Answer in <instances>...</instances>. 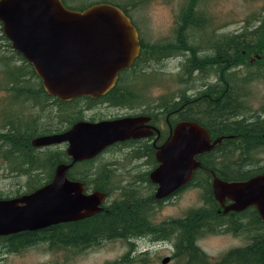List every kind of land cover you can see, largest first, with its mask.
<instances>
[{
  "label": "water",
  "instance_id": "95a60500",
  "mask_svg": "<svg viewBox=\"0 0 264 264\" xmlns=\"http://www.w3.org/2000/svg\"><path fill=\"white\" fill-rule=\"evenodd\" d=\"M0 25L11 49L32 67L45 94L60 102L103 97L140 51L138 31L128 15L109 3L73 10L61 0H0ZM146 121L140 117L79 122L63 133L32 139L35 148L66 143L71 162L57 165L52 180L36 190L0 199V238L78 222L102 212L106 194L87 193L66 172L115 142L144 136L141 131ZM223 139H210L207 130L194 121L178 123L155 154L158 167L150 175L157 185L155 199L170 197L190 182L200 167L196 157ZM212 175L213 198L223 213L254 208L264 223V173L234 181ZM169 261L170 257H164L161 263Z\"/></svg>",
  "mask_w": 264,
  "mask_h": 264
},
{
  "label": "trees",
  "instance_id": "16d2710c",
  "mask_svg": "<svg viewBox=\"0 0 264 264\" xmlns=\"http://www.w3.org/2000/svg\"><path fill=\"white\" fill-rule=\"evenodd\" d=\"M61 1L69 9L83 10L86 8L74 9L69 7L65 0ZM197 1L198 0H187L188 7L182 9L181 17L179 18L181 24L176 29L174 43H170L161 49L162 51H173V53H157L159 50L157 51V49L153 47L142 45L143 50L139 54L135 65L145 64L151 60L160 62L159 60L162 58L177 57L180 56L179 54L184 52L187 53L182 55L185 58L183 62H181L183 73L176 79V82L179 84L185 83L186 88H184V90L190 85H193L195 81L194 77L202 71L201 67L204 66V64L218 62L219 59L223 60L224 64L228 66L237 64L256 66L254 70H248V74L251 75L250 77L242 78L243 86L248 84L244 83V81L252 83L255 80H264V68H261L264 66V14L257 19L259 26L254 30H249V26H246L243 28L241 34L218 37L217 39L213 38L207 46H205L206 48L202 50L201 46L188 43L190 40L188 37L189 30H204L206 27L203 17L199 14V10H197ZM95 3L99 2H94L92 4ZM112 5L120 7L127 14L124 7L117 4ZM83 6L85 5H82V7ZM261 32H263V34ZM258 33H260L259 37L262 44L256 47L262 46L263 54L259 55L260 59H255L254 64L245 63L244 60L247 54L252 53L255 47L250 42H248L249 44L245 43L244 37L248 34ZM1 40L6 39L0 25V41ZM7 46L10 47L9 44ZM205 51H209L211 54L206 58H201L199 55ZM31 79L33 82L36 81L37 86H28V88H26L25 84L28 85ZM38 81L39 79L34 74L32 67L28 65L19 54L10 50V55L6 56L0 50V89L10 92L12 99L22 102L39 99V103H42L43 99L41 97L47 95L42 90L41 84ZM120 90L123 96L129 98L130 101L133 102L134 98L131 95L125 94L122 88H120ZM184 90H181L179 94H177V97L171 101L164 103L161 101L163 109L169 111V109H175L176 106L179 108L190 101V99L185 97ZM114 93L115 89L103 99H110L111 96H114ZM201 96L202 92H199L196 96L200 98L194 103L193 115L187 114L186 107L184 108L185 111L183 115L185 119L198 123L214 136L234 135L236 139L242 137L241 140L224 141L211 153L205 154L201 158L203 167L215 172L225 181L246 180L255 175L263 174L264 167L252 169L249 164H244V162H247V159H243L255 154L262 148L264 151V138L261 137L264 135V119L260 120L259 117H257L254 123L246 125L238 120L240 117L250 112L245 100L248 95L238 92L234 96L230 90H227L220 103H209V117L206 116L205 103ZM55 102L58 104L56 99ZM260 114H264V109ZM58 117V111H56V113L54 110L49 111L48 133L54 134L69 125L81 121L80 117H69L65 120L59 119L58 123L54 122V119H58ZM37 129L35 125L29 128L27 123L23 126L20 125L17 128H13L10 116L7 117L6 122L0 128L2 132L0 134V150H4L2 154L3 158L11 165L10 168H12V171H14L15 164L17 163L19 168L27 165L36 170H38L39 167L45 166L47 167L46 173L48 177H52L55 165L64 163L65 160H68L67 155L64 151H44L43 153L30 149V147H32L30 145V147H24V145L28 144L27 140L36 138ZM253 138H256V142L252 140ZM235 155H237L238 159L231 161L232 157ZM18 167L17 171L19 172ZM22 170L24 171V169ZM206 176L207 174L205 172L198 171L194 177V182L197 181L198 185H202L204 206L200 209L190 211L182 220H172L164 223L163 225L167 227L169 234H164L161 237L160 235L156 236V232L153 230L150 231L149 228L143 229V220L149 216L148 212L144 211L148 206L134 195H131V197H125L123 195L117 204L91 218L66 225L61 224L52 226L38 232H23L10 237H2L0 240H8L6 243L8 248L12 250L30 247L41 242L48 243L49 247L55 250L61 248H72L76 250L90 245H99L103 241L116 239L131 240L140 236L150 238L151 234H153L154 237L150 240L151 242L155 240L165 242L174 236L176 238L175 247L179 252H182V256L187 258L186 264H206L204 256L196 247V242L210 235L227 233V230H222L218 227L213 228L212 222L219 221L220 223L221 221H229V219L223 218L216 213V201L213 199L210 187L207 185ZM79 178L85 179L84 177ZM43 185V183L36 182L35 185L24 194H28ZM84 188L92 192H96L97 189H102V191L113 190L111 184L107 185L103 182L85 183ZM244 215H246L248 219H242V222L238 220L235 222L233 219L230 220L233 224L241 226L242 230H240V232L242 234L248 233V244L242 248L229 251L219 264H264V223L261 222L254 208L248 209ZM246 222L248 223L245 224ZM158 232L160 233V231ZM133 262L137 264H149L147 263L148 261H134V259L128 255L123 258V264H131Z\"/></svg>",
  "mask_w": 264,
  "mask_h": 264
},
{
  "label": "rangeland",
  "instance_id": "374dc122",
  "mask_svg": "<svg viewBox=\"0 0 264 264\" xmlns=\"http://www.w3.org/2000/svg\"><path fill=\"white\" fill-rule=\"evenodd\" d=\"M65 2L74 9L87 7L94 2L117 4L124 7L138 30L143 46L159 50L157 53H173V51H162L161 49L170 43H174L176 29L181 24L179 18L182 9L188 7L187 0H65ZM82 5L85 6L82 7ZM196 7L203 17L206 27L204 30H189L188 37L190 40L188 43L199 45L202 50L213 38L241 34L246 26H249V30H254L259 26L257 19L264 14V0H198ZM261 33L263 34V32ZM259 35L260 33L248 34L244 37L245 43L249 44L248 42H250L255 47L252 53L247 54L244 60L245 63L254 64L255 59H260L259 55L263 54L262 46L256 47L262 44ZM8 44L10 45L7 39L0 41V50L6 56H9L10 50H12L11 47L7 46ZM183 54L187 53L184 52L177 57H165L159 60L160 62L151 60L148 63L139 64L142 67L140 66L141 69L137 70L135 75L137 83L129 87H134L138 91L137 94L142 96L141 101L143 104L155 105L156 99L160 103L161 101L162 103L171 101L177 97L181 90L183 91L186 88L185 83L179 84L176 82L181 74V62L185 59L182 56ZM210 54L209 51H205L199 56L206 58ZM255 68L256 66L240 69L241 78L248 73V70H254ZM261 68H264V66ZM195 77L196 80L193 85L184 90L185 97L188 99L202 89L201 78L199 76ZM30 81L28 85L25 84L26 88L37 86L36 81L33 82L32 79ZM243 91L248 95L247 107L250 113L257 115L260 120L264 119V114H260L264 109V80H255L244 87ZM28 107L26 101H15L12 99L10 92L0 89V128L6 122L7 116L14 117L18 111L24 115L32 114L31 111H27ZM119 112H124V110ZM119 112L110 109L90 115L106 116L114 113L117 115ZM30 124L35 125L36 122ZM38 127L40 131L44 129L41 117L39 123H37ZM252 140L256 142V138ZM3 151V149L0 150V198H14L27 192L36 182L28 181L23 177L19 179L12 176L10 173L11 165L3 158ZM112 158L121 159L122 156L118 153L115 155L108 153L107 160ZM237 159L238 157L235 155L231 161ZM243 159H247L244 164H249L252 169L264 167L263 148ZM113 182L117 181L114 180ZM115 184L113 183V185ZM195 186L196 184L192 190L179 193L167 202L157 206L156 211L148 216L150 222L160 224V233L159 230L152 229L156 232V236L160 235L161 237L164 234H169V230L163 225L164 223L172 220H182L190 211L204 206L200 190ZM138 196L143 197V194L138 193ZM239 232L228 231L225 232L226 234L210 235L199 239L196 242V247L204 256L206 264H219L229 251L247 245L249 242L248 233L242 234ZM153 237L154 235L151 234L150 238L135 237L131 240L103 241L99 245H90L76 250L72 248L51 249L46 242L12 250L8 248L6 243L8 240H0V264H123V258L128 253H130L128 256H131L134 261H148L149 264H162L161 261L164 257L172 259L168 264L187 263V258L182 256V252H179L175 247L176 238L174 236L165 242L161 240L150 242ZM131 264L137 263L133 262Z\"/></svg>",
  "mask_w": 264,
  "mask_h": 264
},
{
  "label": "flooded vegetation",
  "instance_id": "af4514ba",
  "mask_svg": "<svg viewBox=\"0 0 264 264\" xmlns=\"http://www.w3.org/2000/svg\"><path fill=\"white\" fill-rule=\"evenodd\" d=\"M131 23L134 26L132 21ZM138 40L140 46V51H139L140 54L141 51L143 50L142 49L143 44L139 37V33H138ZM137 59L130 67L125 68L118 73V78L116 80L115 87L112 89V90L115 89L114 96H111V98L108 100H105L103 98L107 96V94H109L112 90H110L106 95L98 99L79 97L68 102H60L56 99L58 101V104L55 102V98L50 97L51 98L50 99L48 98L49 96L48 97L42 96L41 97L43 99L42 103H39V99L35 101L30 100L29 102L28 101L26 102L29 105L27 111H31L32 114L24 115L18 111L16 115L14 117H10V119L13 128L14 127L17 128L20 125L23 126L25 123H27L28 127L30 128V126L34 125V124H30L32 122H36L35 126L37 128V123H39L41 117L42 125L44 126V129L40 131L38 127L39 130L37 129V133H36L37 134L36 137H38L44 135H54V134L63 133L79 122L99 123L102 121H111L122 118H140V117L147 118V121L142 124L143 129L141 133L144 136L135 139H128L121 142H115L111 146L105 148L95 158L73 164L67 170L66 175L69 180L82 183L83 185L89 182L91 183L103 182L104 184L107 185L111 184V187L114 190L113 191L111 189L112 192L105 190L102 191V189L96 190V192H103L106 194V199L102 203L103 211L117 204L119 202V199L123 195L125 197H131V195L134 196L137 195L136 197L142 200L144 204L148 206V208H146V210L144 211L148 212L150 216L151 213L156 211L157 206L167 202L169 199L173 198L179 193H184L186 191L192 190L195 184L197 185L195 187L200 190L201 196L204 197L202 185H198L197 181L194 182V177L198 171H203L207 174L206 176L207 185L210 187L211 194H212L211 182L213 178L212 173H214L217 178L223 180L215 172L207 168H204L202 165L203 163L201 158L205 154L211 153L224 141L241 140L242 137L240 139H236L234 135L214 136L210 134L208 131L207 132L209 133L210 139L213 140L219 137H224V139L222 140L220 145L216 146L210 152L198 155L196 157V160L200 163V167L194 171L192 180L184 184L172 196L167 197L163 200H156L154 195L157 190V185L153 184L150 175L158 167V162L156 161V157H155L158 148L170 138L174 127L178 123L183 121H188L187 119H185L183 115L185 111L184 108L186 107L187 114L193 115L194 103L200 98V97H196L197 94L199 92H202L201 97L205 103V110H206L205 113L206 116L209 117L210 116L209 103L210 102L220 103L227 90H230L234 96L238 92L247 95V93H245L243 90L244 87L249 85L250 82L244 81V83H248V84H245L243 86L242 84L243 81L239 71L240 69H244V67H254V65L237 64V65L228 66L225 65L224 61L220 59L218 62H214L211 64L209 63L204 64V66L201 67L202 71L196 75L201 78L202 89L194 93V95L191 96L190 101L186 102L185 105H182L179 108L178 106H176L175 109H169V111H166L163 109L158 99H156L157 101L155 105L143 104V102L141 101L142 96L137 94L138 91L135 90L134 87H129L130 85L137 83L135 81V75L137 70L141 69L142 67V66L140 67L139 65H135ZM180 72L181 74L183 73L182 65H180ZM248 76L250 77L251 75H249L248 73L244 74V77H248ZM194 78L196 80V77ZM38 82L40 83V81ZM237 83H239L240 85H238ZM120 88H122L125 91V94H129L134 98L133 102L130 101L129 98L121 94ZM247 99L248 96H246L245 99L246 102ZM49 102L52 104H50ZM110 109H114L115 112L124 110V112H119L117 115L116 113H114L106 116H96L97 114L90 115L95 112H102L103 110H110ZM50 110H54L55 113L56 111H58L59 113L58 119L56 120L54 119V122L56 123L59 122V119L65 120L69 117L72 118L80 117L81 121L69 125L59 132L50 134L48 133L49 130L48 113ZM257 117H258L257 115H253L249 112L246 113L244 116L240 117L238 120L242 121V124L246 125V124L254 123ZM261 137L264 138V135H262ZM31 140L32 139L27 140L28 144L24 145V147L32 146L30 144ZM66 148H67L66 143L51 147H43V148H35L33 146L30 147V149L32 150L43 153L44 151H49V152L64 151L66 153ZM108 153H111V155H115L118 153L122 156V158L121 159L112 158L111 160H107ZM67 159L68 160H65L64 163H60V164H69L71 162V159L68 156ZM15 165L16 166L14 171L10 170V173L12 174V176L19 179L23 177L26 178V180L28 181H36L39 183L46 184L52 180L54 175L53 173L52 177H48V174L46 173L47 167L45 166L39 167L38 170H36L30 168L27 165H24V167L21 168L17 166L18 163ZM17 167L19 169V172L17 171ZM56 167L57 165H55L54 171ZM22 169H24V171ZM79 177H84L85 179ZM113 179L117 182H113L114 181ZM113 183L116 184L113 185ZM123 183L124 185H122ZM85 191L87 193L92 192L87 189ZM138 193L143 194V197H139ZM215 203H216V213L223 218L229 219V221L228 222L221 221L220 223L219 221H213L212 222L213 228L218 227L219 229L221 228L222 230H227L230 232L231 231L238 232L242 230L241 226H238L237 224H233V222L230 219H233L235 222H237V220L239 222H242L241 221L242 219H248V217L244 215V213L251 208H248L238 213H233V212L223 213V209L219 206L217 202ZM226 204H229V202L226 201ZM247 223L248 222H246L245 224ZM66 224H62V225H66ZM148 228L150 229V231H152V229L160 231V224L156 222L155 223L150 222L149 217H146L143 220V229H148ZM138 238H143V237L140 236ZM129 254L130 253H128V255ZM171 260L172 259L170 258V261Z\"/></svg>",
  "mask_w": 264,
  "mask_h": 264
}]
</instances>
